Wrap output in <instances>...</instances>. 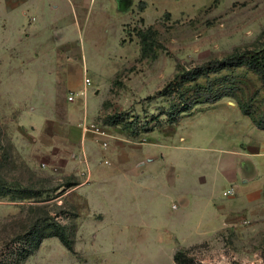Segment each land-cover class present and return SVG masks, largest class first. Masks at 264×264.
<instances>
[{
	"label": "rangeland",
	"instance_id": "obj_1",
	"mask_svg": "<svg viewBox=\"0 0 264 264\" xmlns=\"http://www.w3.org/2000/svg\"><path fill=\"white\" fill-rule=\"evenodd\" d=\"M124 2H119L122 14H114L119 19L104 14L96 0L87 19H80L78 29L70 27L66 34V25L62 24L57 31L58 36L65 32L63 41L82 42V61L73 55L72 65L62 60L68 76L66 80L64 77L65 85L81 83L85 77L90 80L87 94L78 104L79 120L85 111L86 120L106 134L137 140L182 114L184 103L199 94L202 100L208 91L223 94V103L249 102L250 116L264 120V79L257 64L227 66L203 72L192 80L185 78L186 71H203L211 60L236 51L260 49L264 41V0ZM78 14L80 17L82 10ZM30 20L31 14L20 13L14 21L6 22L4 31L0 30V43L7 50L1 59L0 75L5 85L17 91L19 105H38L33 118L37 121L49 112L57 96L60 100L66 93H55L51 86H59L60 74L44 72L49 63L43 59L23 66L27 72L24 79L6 76L14 61L28 62L30 54L34 55L33 48L22 56L26 44L45 37L38 31L35 40L19 41ZM20 21L24 27L13 30ZM56 38L57 34L51 33L49 40L56 42ZM4 105L0 102V264H173L174 253L181 249L191 264H264V198L245 207L239 217L211 236L199 238L195 202L182 207L175 192H188L190 201L195 198L193 175L199 171L213 175L211 150L206 148L210 136L192 140L187 131L208 133L224 105L215 109L198 105L193 114L173 126V135L156 130L146 137L177 147L118 144V139L87 132L85 135L107 144L102 149L88 136L79 140L87 147L90 163L130 170L127 177L132 179L115 176L105 190L104 216L93 224L88 222L92 218L88 217L87 205L71 199L69 192L75 181L71 171L76 168L66 170L62 165L70 142L49 134L47 126L42 131V127L21 124L20 111L3 109ZM179 134L185 141L178 139ZM161 151L181 160L177 165L183 173L174 183L163 172L167 164L159 156ZM145 154L152 156V162L145 158L139 165L136 161ZM103 156L109 163H104ZM54 231H62L73 240L71 250L57 236L49 235ZM183 232L194 237L182 238ZM190 240L195 241L188 243Z\"/></svg>",
	"mask_w": 264,
	"mask_h": 264
},
{
	"label": "crops",
	"instance_id": "obj_2",
	"mask_svg": "<svg viewBox=\"0 0 264 264\" xmlns=\"http://www.w3.org/2000/svg\"><path fill=\"white\" fill-rule=\"evenodd\" d=\"M98 8L102 10L109 18L114 20L115 15L122 14L119 0H98ZM96 0H0V30L4 31L7 21H14L16 17L22 13L23 15L31 14L30 22L24 29L23 37L19 38V41H29L38 36V31H42L45 35L44 39L40 38L31 45L26 44L25 53L22 52V56L28 55L34 48V55L30 54L27 59L28 62L14 61L10 66L9 74L13 80L24 79L27 75L23 66L32 65L38 59H43L49 64L44 72L53 73L54 71L60 74L57 77V84L59 86L52 85L55 93L65 94V97H61L60 100L55 98L51 102L49 112L41 114L40 118L33 120L34 115L38 113L39 107L28 106L26 103L23 105L20 101V96L17 91L9 88L1 81L0 75V102L5 103L9 111H20L21 124H28L29 126L48 127L49 134L59 135L61 138L69 141L70 147L67 153V159H65L62 165L66 170L68 168H76L71 172L75 177L74 183L70 186L69 192L72 197L80 200V202L86 204L88 207V222L93 224V220L102 219L104 211L105 190L109 187V183L114 181L116 175H122L128 180L129 170H120L116 166L108 168L100 165H94L90 163L87 147L79 144V140H84L88 137L90 141L96 142V146H100L102 149L107 146L105 142H100L99 138L81 133L78 126V104L80 103L79 91L84 87V80L81 83L63 82L68 78L63 66V59L69 61L72 65V57H77L82 61V53L80 52L82 42L79 39H72L70 41H63L62 37H65L70 27L75 26L77 29L80 27V21L87 19L89 9L95 4ZM115 4L118 8L115 12ZM82 10V14L79 17L78 11ZM115 14V15H114ZM83 17V18H82ZM119 19L120 17H115ZM81 19V20H80ZM64 27V34L61 33L58 36V30ZM59 26V27H58ZM13 30L23 28V21L13 26ZM51 33L57 34L56 42L49 40ZM9 38V37H8ZM39 40V41H38ZM30 42V41H29ZM60 42V43H58ZM21 43V42H20ZM19 43H16L18 45ZM72 49V50H71ZM70 51V52H69ZM7 50L2 48L0 43V65L1 59L5 55ZM23 58V57H21ZM54 67L56 69H54ZM40 76V75H39ZM74 85V86H73ZM62 86V87H61ZM88 88V86H86ZM77 93L73 100H68L69 93ZM87 94V92H86ZM85 94V96H86ZM198 105L207 106L210 108H217L220 105H224V111L216 114V124L209 127L208 133L199 132L200 129H192L187 131L189 139L195 140L198 137L210 136V146L206 147L210 149V163L213 166V175H208L204 172H196L194 180L196 182L195 198L189 201L188 192H182L176 190V194L179 198V203L182 207L187 206L189 202H195V214L198 218V231L200 232L199 238H205L211 236L218 228L224 226L227 222L230 223L235 217H239L241 210L245 207L261 201L264 198V129L257 127L248 115L241 112L238 105L233 101L226 100L223 103V99L207 103H197L193 108L179 115V119L175 122L165 121L164 125H159L150 129L142 134V136L133 140L130 137H119L113 134H106L104 131V137L117 140L118 144L122 142H128L133 146H141L142 144L158 143L152 139L146 137L151 135L154 131L158 130L163 135H173L175 133L173 126L184 116L193 114ZM94 110V109H93ZM87 117L85 111L82 117ZM12 118V117H11ZM10 118V119H11ZM80 118V119H81ZM78 121V122H77ZM163 131V132H162ZM102 137V136H101ZM75 140H72V139ZM177 139V138H175ZM178 139L185 141V137L182 134L178 135ZM201 139V138H199ZM158 140L161 141L159 137ZM163 146H174L167 143H158ZM157 144V145H158ZM181 146V145H180ZM204 149L205 147H201ZM56 151V150H55ZM92 151V149H91ZM90 153L95 154L94 151ZM102 151V150H101ZM105 155V154H103ZM121 159L125 158V155H120ZM166 162L163 172L169 176V181L174 183L175 180L181 179L183 170L178 167L177 163H181L177 157L174 158L171 155H167L162 151L159 154ZM105 159V156H103ZM147 158L152 162V156L145 154V157L139 158L136 162L144 164L143 159ZM104 163H109L107 159ZM45 164V163H44ZM76 164V166H75ZM139 164V165H140ZM136 169V168H135ZM135 174V171L133 172ZM232 187L234 188V194L230 196H223L222 191ZM221 193V194H220ZM221 195L223 197H221ZM221 198H220V197ZM218 197L220 200H218ZM197 201V203H196ZM76 204V201L74 202ZM81 205V204H80ZM81 205V206H82ZM97 214L99 218H94ZM182 238L194 237L190 233H181ZM197 237V236H196ZM195 240H190L191 243Z\"/></svg>",
	"mask_w": 264,
	"mask_h": 264
},
{
	"label": "trees",
	"instance_id": "obj_3",
	"mask_svg": "<svg viewBox=\"0 0 264 264\" xmlns=\"http://www.w3.org/2000/svg\"><path fill=\"white\" fill-rule=\"evenodd\" d=\"M207 64H208L207 67L202 68L203 71H200L198 68H192L186 71L185 72L186 80L187 81L192 80L195 77L201 75L203 72H208L209 70H218L222 67L238 66V65H243V64H247V65L257 64L259 66L261 76L264 79V41L262 43V47L258 50H242V51L232 52L228 54L227 56L223 57L222 59L211 60ZM201 96L203 95L199 94L198 96L194 97L189 102L184 103L182 106V109L180 110V113H186L190 111L193 108V106L197 103H203V102L211 103V102L217 101L224 95L214 94L212 91H208L207 95H205L202 100H199ZM238 107L243 114L248 115L251 118V120L257 127L264 129V120L262 118L259 120H255L254 118L250 116V113L248 110L249 102L241 104V105L239 104ZM178 117L179 115H177L175 118L169 119L168 122H175L177 121ZM58 228L59 227H57L56 229ZM49 235L57 236L66 248L70 250L72 249L73 240L71 238H68L62 231L61 233L54 231L53 233H50ZM44 236L45 235L37 237V240H41V238ZM173 264H191L190 259L186 257L185 250H182V249L177 250L174 253Z\"/></svg>",
	"mask_w": 264,
	"mask_h": 264
},
{
	"label": "built area",
	"instance_id": "obj_4",
	"mask_svg": "<svg viewBox=\"0 0 264 264\" xmlns=\"http://www.w3.org/2000/svg\"><path fill=\"white\" fill-rule=\"evenodd\" d=\"M89 84H90L89 78L85 77L84 78V87L79 91L78 95L84 97L86 92H87L86 86H88ZM76 95H77V93L71 92L68 94L67 99L73 100L76 97ZM78 126L81 128V131L84 134L87 132L95 133L98 135H104L105 134L104 131L99 130V128H97L95 123H93L91 121L88 122L85 117H83L81 120H79ZM233 194H234V188H232V187H229V188L222 191L223 196H230Z\"/></svg>",
	"mask_w": 264,
	"mask_h": 264
},
{
	"label": "flooded vegetation",
	"instance_id": "obj_5",
	"mask_svg": "<svg viewBox=\"0 0 264 264\" xmlns=\"http://www.w3.org/2000/svg\"><path fill=\"white\" fill-rule=\"evenodd\" d=\"M124 1H125V0H119V2H120L121 4L125 3ZM121 4H120V6H121Z\"/></svg>",
	"mask_w": 264,
	"mask_h": 264
}]
</instances>
